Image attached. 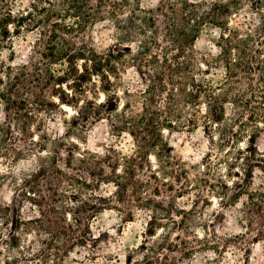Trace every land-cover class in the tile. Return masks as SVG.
<instances>
[{
  "label": "trees",
  "instance_id": "1",
  "mask_svg": "<svg viewBox=\"0 0 264 264\" xmlns=\"http://www.w3.org/2000/svg\"><path fill=\"white\" fill-rule=\"evenodd\" d=\"M40 2L16 12L17 0H0V46L13 49L15 36L38 31L29 60L7 66L5 75L0 72V99L7 117L32 133V143L33 127H44L45 119L55 120L58 112L64 113L70 139H79L91 123L107 119L115 134L127 132L134 146L128 154L115 146L102 154H81L79 163L69 152L66 163L72 171L55 162L24 178L18 194L22 199L0 201V264H187L207 250L217 255V264H224L219 258L227 252L237 256L236 264H245L250 245L264 240V180L254 187L252 169L247 178L237 177L231 185L201 177L192 191L189 168L164 130L204 123L213 144L216 130L222 144L229 137L238 139L227 123V105L232 104L238 115L232 124L239 121L246 127L240 119L246 111L247 119L258 118L249 134L255 140L263 129L260 119L264 125V0H159L155 8L142 0ZM243 12L256 18L246 29L231 20ZM103 21L114 24L116 41L100 49L92 32ZM209 27L221 30L220 53L203 62V68L196 59V41ZM214 68L224 70L220 78ZM129 69L135 70L140 88L123 85ZM97 89L104 93L101 102L95 92L88 96ZM65 107L75 113L67 117ZM7 141L1 139L0 158L8 157ZM260 160L264 163V154ZM259 167L264 171V164ZM7 177L0 169V188ZM108 185L114 189L101 193ZM215 192L227 209L247 197L236 217L244 230H216L212 236L200 222L209 193ZM186 195H191V207L179 208L176 200ZM161 197L171 206L161 204ZM25 200L37 214L25 216ZM105 210L118 211L125 221H133L140 211L150 212L144 239L123 263L103 244L105 236L93 233V220ZM198 223L201 237L195 233ZM160 229L164 232L157 237Z\"/></svg>",
  "mask_w": 264,
  "mask_h": 264
},
{
  "label": "rangeland",
  "instance_id": "2",
  "mask_svg": "<svg viewBox=\"0 0 264 264\" xmlns=\"http://www.w3.org/2000/svg\"><path fill=\"white\" fill-rule=\"evenodd\" d=\"M17 1L18 3L14 6L16 12L18 10L26 11L30 9L31 2L41 5L40 0L39 2H35V0ZM142 2L147 7L155 8L159 0H142ZM231 20L232 23L243 24V28L246 29L250 21H255L256 18L250 13L243 12L239 16H233ZM37 32L23 31L20 35L15 36L13 49L11 45H7L10 46L8 48L0 46V72L3 75L7 71V66H17L29 60L32 45L37 38ZM220 32L221 30L219 28H206L196 41V59L201 63L203 68H205L203 62L211 61L212 58L217 57L220 53ZM92 33L96 46L100 49L107 48L116 41V28L112 22L103 21L98 23ZM223 71L222 68H214L212 70L213 73L217 72V77L219 78L223 75ZM211 76H214V74H211ZM138 80L139 77L135 73V70L129 69L128 74L124 77L123 85L131 88H140ZM93 92L97 94L98 102L104 100V93L100 89L90 91L88 96L92 97ZM119 94L123 96L120 90ZM246 98H250V95ZM202 109L205 112V106ZM237 110L240 111V109ZM65 111L68 113L67 117L75 113L70 107H65ZM227 114V123L231 125L229 132H237L238 139L236 136H228L229 140L224 144L221 143V136H218L219 130H216L214 133L217 137V142L213 144L210 141L209 136L205 133L204 123H200L194 128H184L183 126L172 130H164L166 140L183 157L189 168L193 178L192 182L195 184L192 191L195 190L196 186H199L201 177H206L216 185L221 186L225 183L231 185L232 180L237 179V177L247 178L248 171L252 169L254 170V187H258L264 180V171L259 167L260 164H264L260 160L261 154H264L263 120L260 119V126H263V129L257 134L255 140L252 141L249 138V134L252 133L253 129H256V124H259L258 118L256 117L253 120L247 119L249 113L246 111L241 115L243 117H240L247 124L243 128L238 125L239 121L236 124H232L234 118L238 116L236 106L233 107L232 104H228ZM55 116V120H50L47 117L44 122V127H33V140L35 143H32V133L29 134L22 131L10 121L5 112L4 103L0 99V142L4 138L9 143L8 157L0 158V169L8 175L4 181L5 184L0 188V201L12 202L15 197L18 200L22 199L18 194L22 187H24V178L35 172L43 164L54 165L57 162V165L61 168L72 171V169L67 168L66 163L67 158H69V152L75 153L74 162L79 163L81 154H102L105 148L109 146H115L126 154L132 151L134 146L133 138L127 132H124L121 136L116 135L107 119H101L91 123L87 131L81 134L79 139H70L65 134L66 125L63 121L65 118L64 113L58 112ZM44 148H46V151H43ZM151 161L154 165H157L154 156H151ZM85 176L89 178L87 174ZM16 184H20L17 192L15 191ZM113 189V185L103 186L101 193L109 194ZM217 195H219L217 192L209 193L211 199L208 201V206L205 208L204 214L202 213L200 222L207 224L209 233L212 236L213 231L216 230L221 234L238 233L244 230L236 217L238 215L237 209L241 207L242 201L247 197L243 196L236 207L227 209L220 204V198ZM190 198L191 195H186L177 199L175 204L179 208L183 206L190 208ZM157 200L168 207L172 203L165 197L157 198ZM206 203L207 201L201 203V210L204 209ZM23 209L26 217L37 214L35 211L36 208L34 209V206L27 200H25ZM149 213L148 210L140 211L133 221H125L118 211L105 210L93 220L92 230L96 235L103 234L105 236L103 237L105 240L103 244L107 246L108 251L117 254L123 263L126 254L132 248L138 246L144 239L150 220ZM172 217L180 218L175 215ZM201 223L194 226L195 233L199 237L203 234V229L200 227ZM163 232V229H160L157 237ZM74 256L78 255L74 254ZM216 259H218L217 255L212 250L199 251L192 259L187 261V264H217L215 262ZM219 262L236 264L237 256L234 253L227 252L224 257L219 258ZM245 264H264V240L254 242L250 245L249 260Z\"/></svg>",
  "mask_w": 264,
  "mask_h": 264
}]
</instances>
